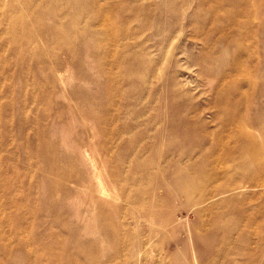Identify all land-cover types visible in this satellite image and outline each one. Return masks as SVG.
<instances>
[{
    "label": "rangeland",
    "instance_id": "374dc122",
    "mask_svg": "<svg viewBox=\"0 0 264 264\" xmlns=\"http://www.w3.org/2000/svg\"><path fill=\"white\" fill-rule=\"evenodd\" d=\"M253 1L243 35L223 40L201 18L212 1L0 0V264H53L57 249L65 264H264L258 166L229 192L212 191L216 174L204 196L180 190L203 179L191 165L221 128L264 147V32L246 24L264 25V0ZM219 101L236 106L228 127ZM192 125L208 132L189 140Z\"/></svg>",
    "mask_w": 264,
    "mask_h": 264
},
{
    "label": "bare ground",
    "instance_id": "6f19581e",
    "mask_svg": "<svg viewBox=\"0 0 264 264\" xmlns=\"http://www.w3.org/2000/svg\"><path fill=\"white\" fill-rule=\"evenodd\" d=\"M76 1L77 0H68V4L71 7H74L76 4ZM209 1H212V2L207 7L203 8V5H207ZM253 4H254L253 0H200V6L205 11V13L203 14V16H201V18L203 20V23L207 24V20H209L208 23H211L212 20L210 19L211 18L210 16H212V19H215L214 22H215L216 29L219 26L222 27L223 29L222 35L220 36L221 39L228 40L230 38L229 37L230 32H234L237 35H241V36L243 35L241 33L243 32L241 31V29L245 23L244 22L242 23L239 20V18L242 16H249L250 11L253 7ZM53 12H57V9L55 8ZM79 14L80 13L77 10L73 12V23L76 29H78V26L81 29L80 25H78L80 23ZM223 21L228 22V26L224 27L221 23ZM246 24H249V29H252V30H253V24H255L258 26V28L260 27L262 28V31H261L262 33L264 32L263 24L258 25L257 22L255 21H249ZM65 29L66 28H64V26L62 25L55 28V30L59 33L65 32L66 31ZM16 31H17V28H16ZM237 31H241V32H237ZM126 35H132V32L131 33L127 32ZM20 36H23V35H20ZM245 36L249 37V41L251 44H254L255 31H248ZM117 40L118 41L122 40V33L118 37ZM206 40L207 41L209 40V34L207 35ZM238 41L239 39H236V42ZM134 53L135 51L133 53L128 52L124 56L122 55V60L118 61L117 63L119 65H122V67H124L128 56H131ZM123 59H124V65H123ZM232 73H230L228 76L230 77L234 76L232 77V80H234L236 78L235 77L236 75H232ZM228 87L231 88V86L228 84L227 88L226 89L224 88V91L227 90ZM224 91H222V94ZM239 94H237V97H239ZM219 103L223 108L226 109V112H225L226 117H225L223 124L226 127H228L227 125H232L235 121L234 113L236 112V106L235 104L228 106V104H226L225 101H219ZM97 122L101 126L99 117L97 118ZM99 129L107 137L109 132L105 128H102V127ZM242 129L243 128H237V129L236 128H221L219 131H217L215 135L216 136L215 144H213L212 146L208 148L204 147L199 150L198 154H199L200 159L195 161L194 164H192L191 166L194 169L203 168L202 172H205V174L203 173L204 174L203 179H200V178L198 180L190 179L188 180L186 184H183L182 186H180L181 188L180 190L184 194L195 195L196 192L199 191V193H201L204 196L206 192V188H205L206 182L211 181L212 179L211 176L214 174H216V176H218V178L221 179L222 181L219 185H217L216 188H213L212 191L218 192V193L229 192L232 189H235L238 187V186L236 187L238 183L234 184L231 182L232 179L236 177L246 176V171L248 170V166L250 163H254L256 166H258V170H254L251 172L252 173L250 174L251 177L253 174L254 175H264V147L258 146L255 143H253L251 141V138H249V134L244 132ZM126 130H131V128H126ZM200 132L207 133L208 128H195L192 125V128L187 129L186 137L189 140H195L197 139L198 133ZM203 139H204L203 141L205 142L206 137H204ZM202 159L204 160L209 159L206 166L202 167ZM218 161H221V164H222L221 168H218V163H217ZM231 161H233L234 163H231ZM113 172L117 176L121 175L120 174L121 172L118 167L113 169ZM102 192L107 193L104 185L102 188ZM48 251L50 252V249ZM78 253H80V251H78ZM55 254L57 255V257L55 256L57 261H54L53 264H65L63 262H60L61 257H64L63 250L57 249L55 251ZM90 264H100V263L98 262V260L92 258Z\"/></svg>",
    "mask_w": 264,
    "mask_h": 264
}]
</instances>
